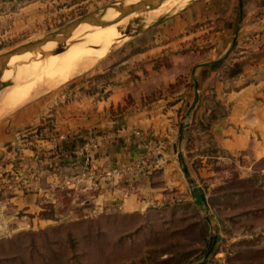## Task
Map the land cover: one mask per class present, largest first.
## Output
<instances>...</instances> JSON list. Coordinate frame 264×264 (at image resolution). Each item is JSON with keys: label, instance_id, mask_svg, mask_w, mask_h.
I'll return each mask as SVG.
<instances>
[{"label": "crops", "instance_id": "crops-1", "mask_svg": "<svg viewBox=\"0 0 264 264\" xmlns=\"http://www.w3.org/2000/svg\"><path fill=\"white\" fill-rule=\"evenodd\" d=\"M132 39L67 103L0 117V240L47 226L69 182L93 215L152 209L181 185L174 155L193 128L202 151L223 148L244 171L264 159V0H197Z\"/></svg>", "mask_w": 264, "mask_h": 264}, {"label": "rangeland", "instance_id": "rangeland-1", "mask_svg": "<svg viewBox=\"0 0 264 264\" xmlns=\"http://www.w3.org/2000/svg\"><path fill=\"white\" fill-rule=\"evenodd\" d=\"M117 1L0 0V55L41 39L77 18ZM189 1L168 0L158 12L159 8L155 12L126 18L128 20H123L117 26L120 38L113 40L92 66L74 72L72 76L67 70L42 72L43 77L39 73L41 68L34 71L37 62L46 65L54 59L49 57L58 55L45 57L38 53L42 57L38 54L25 58L22 56L24 60L10 64L5 73L7 76L12 70L16 78L10 73L4 81L12 80L14 85L21 83L18 72L22 69L21 76L26 78L23 84L35 80L33 85L37 88L34 86L33 95L17 109L36 100L51 102L59 96L67 103L72 95L83 92L100 80L99 77L90 76L98 66H107L104 63L107 56L119 48L122 50L135 45L132 38L136 34H121L135 19L146 22V25L152 24L166 14L179 13ZM111 12L106 13L108 19H111ZM102 29L80 28L68 45H81L84 42L79 39ZM74 40L81 43H72ZM88 44L83 46L90 47ZM54 46L52 50L56 48ZM32 72L35 74L31 76ZM38 77L41 80L43 78L45 83L41 84ZM129 102L126 106L132 105ZM119 110L122 112L123 107ZM49 123L50 127L54 124L51 119ZM181 126L183 128L185 124L181 123ZM193 131L196 134V128ZM195 134L185 146L182 134L179 145L181 152L174 155L183 174L175 194L172 190L170 193L166 191V180L157 179L155 189L167 188L168 198L164 200L161 197V200L153 203L152 209L143 214L108 212L93 215L86 209L88 202L84 201L85 198H78L71 191L73 187L69 182L62 186L64 189L59 193L65 201L59 214L53 207L46 211L43 219L49 222L47 226L23 230L0 240V264H264V159L251 170L244 171L239 167L236 156L225 152L223 148H220L219 156L216 152L202 151V140ZM158 176L161 178L160 174ZM13 242V246L10 245Z\"/></svg>", "mask_w": 264, "mask_h": 264}, {"label": "bare ground", "instance_id": "bare-ground-1", "mask_svg": "<svg viewBox=\"0 0 264 264\" xmlns=\"http://www.w3.org/2000/svg\"><path fill=\"white\" fill-rule=\"evenodd\" d=\"M184 1H187V0H184ZM135 2H137V0H127L126 1V4L127 5H132V4H134ZM182 2V1H181ZM190 2V1H189ZM166 3V2H165ZM164 3V4H165ZM186 4H187V2H186ZM185 4V5H186ZM181 6V5H180ZM184 6V5H183ZM183 8V7H182ZM161 8H159L158 10H157V12L160 10ZM109 11H111V10H109ZM108 11V12H109ZM107 12V13H108ZM153 12V11H152ZM154 12H155V10H154ZM160 14V13H159ZM158 14V15H159ZM110 15H111V20L112 19H114V18H116L117 16H118V12H115V10H112V12L110 13ZM157 15V16H158ZM161 15H162V12H161ZM135 16V15H134ZM133 16V17H134ZM137 16H139V15H137ZM151 16V15H150ZM160 16V15H159ZM158 16V17H159ZM146 17V16H145ZM152 17V16H151ZM154 17V16H153ZM157 17V18H158ZM129 18V17H128ZM130 18H132V17H130ZM129 18V19H130ZM150 18V17H149ZM148 18V20H150ZM104 19H108V17H106L105 16V18ZM126 20H128V19H126ZM157 20V19H156ZM155 21V20H154ZM148 22V21H147ZM146 23V22H145ZM149 23H150V21H149ZM122 23L120 22V23H117V24H115V25H112V26H110V27H107V28H104V29H102L101 31H99V32H96V33H88V35H86L85 37H83V38H81V39H79L81 42H84V43H82L81 45L80 44H70V45H67V47H66V49H64V50H62L61 52H60V54H58V56H55V57H49L50 59H52V58H54L52 61L50 60V62H47V64L46 65H43V64H41V65H39L38 63L39 62H37V64H35V63H33V64H35L36 65V68L35 67H33V69L35 68V70L34 71H37V70H39L40 68H41V70H39L40 72V76L41 77H43L42 75H41V73L43 72H45V73H48V71L50 72V73H58V72H60V71H62V70H64L65 72H66V70L71 74V75H69V73H68V75L69 76H72V74L74 73V72H78V71H81L82 69H84V68H88V66H90L91 64H93L94 63V61L97 59V58H99L101 55H102V52L103 51H106V49L108 48V46H110L109 44H112V41L113 40H115L116 38H120L119 36H120V33H119V31L117 30V26H119V25H121ZM125 25V24H124ZM124 25H123V27H124ZM126 25H129V24H126ZM83 27H87V28H93V29H97V28H99V27H92V26H90V25H88V24H86V25H82L80 28H83ZM80 28H78V30L80 29ZM121 28V27H120ZM124 30H125V27L123 28ZM95 32V31H94ZM122 34V33H121ZM77 39V38H76ZM91 41V43L90 44H88V42H90ZM71 42V41H70ZM70 42H68V44L70 43ZM74 42H76V40H74L72 43H74ZM78 43H81V42H79V41H77ZM76 42V43H77ZM86 43L88 44V45H90V47H84L85 45H86ZM93 43V44H92ZM84 45V46H83ZM54 46V44H51V45H49V47L47 46V47H45V49L44 50H46V51H48L49 52V50L48 49H51L52 47ZM55 47V46H54ZM84 48H85V50H84ZM54 49V48H53ZM52 50V49H51ZM84 50V51H83ZM91 50V51H90ZM83 51V52H82ZM82 52V53H81ZM30 55L31 54H25V55H23L24 56V58L25 57H30ZM39 56H41L42 57V55H40V54H38ZM38 56V58H41V57H39ZM23 59V57L22 56H19V57H14L11 61H10V64H16V63H18V62H20L21 60ZM30 59V58H29ZM45 59H47V58H45ZM24 60V59H23ZM22 60V61H23ZM26 60H28V58H26ZM38 61H39V59H37ZM43 61V60H42ZM29 62V61H28ZM41 62V61H40ZM44 62V61H43ZM42 63V62H41ZM20 65V64H19ZM17 66V67H20V66ZM25 65V64H24ZM34 65V66H35ZM43 66H45V67H43ZM92 66V65H91ZM11 67V66H10ZM29 67V66H28ZM43 67V68H42ZM22 68H23V65H22ZM45 68H47L48 70H46ZM51 68V69H50ZM91 68V67H90ZM12 69V68H11ZM14 70V69H13ZM18 70V69H17ZM21 70V72H23L22 71V69H20ZM26 70V69H25ZM85 70H87V69H85ZM33 71V72H34ZM9 72V71H8ZM16 72V71H15ZM18 72V71H17ZM21 72L19 71L18 72V74H19V76H18V80L21 82V83H16L15 85H14V82L12 81V80H7V81H9V84L6 86V87H3L2 88V90L0 91V117L1 116H3V115H5V114H8V112H10V111H12V110H15V109H17L18 107H20L21 106V104H23V103H25L26 101H28L29 99H30V97L33 95V88H34V86H36V85H33L34 83H35V80L33 81V83H30L32 80H30V78L28 77V79L30 80L29 81V84H23V82L25 81V77L24 76H21ZM31 73L30 75L32 76V74H35V73ZM11 73V74H10ZM39 73L37 72V74L39 75ZM50 73L48 74L49 75V77H50ZM66 73V74H67ZM8 74H10V75H12L13 74V72H12V70L8 73ZM8 74H7V76H6V74L4 75V79H5V76H6V79H8ZM36 74V75H37ZM16 75V74H15ZM47 75V74H46ZM52 75V74H51ZM57 75V74H56ZM74 75V74H73ZM76 75V74H75ZM13 76V75H12ZM35 75H33V77H34ZM39 76V77H40ZM53 76V75H52ZM64 76V75H63ZM11 77V76H10ZM13 77H15V76H13ZM36 78H37V76H35ZM38 77V78H39ZM40 77V78H41ZM66 77V76H65ZM16 78V77H15ZM35 78V79H36ZM39 78V79H40ZM33 79V78H32ZM38 79V81H40ZM51 79V78H50ZM64 79V78H63ZM14 80V79H13ZM37 80V79H36ZM42 80H43V78H42ZM40 81L41 82V84H43V83H45V81L43 80V81ZM38 81H36V82H38ZM48 81V83H49V80H47ZM47 83V82H46ZM41 84H39V82H38V85H41ZM49 85V84H48ZM42 87V86H41ZM45 87V86H44ZM36 88H37V86H36ZM43 88V87H42ZM42 88H40V90L42 89ZM35 90V89H34ZM38 91V90H37Z\"/></svg>", "mask_w": 264, "mask_h": 264}, {"label": "water", "instance_id": "water-1", "mask_svg": "<svg viewBox=\"0 0 264 264\" xmlns=\"http://www.w3.org/2000/svg\"><path fill=\"white\" fill-rule=\"evenodd\" d=\"M127 0H119L115 3L110 4L96 12L83 15L76 20L70 22L69 24L61 27L59 30L49 33L33 42H29L23 45H20L4 54L0 55V91L3 87H6L9 84V81H4V75L10 65V61L14 57L23 56L25 54H38L41 53L43 56H54L60 54L64 49V46L68 41L71 40L72 36L78 31L82 25H90L92 27L107 28L117 23L122 22L128 17L133 15H140L147 12H152L160 8L168 0H137L132 5L126 4ZM197 0H191L186 4L188 6L190 3H193ZM185 6V7H186ZM109 10H115L118 12V16L114 19H104L106 13ZM171 15H164L160 17L155 23L147 24L140 19H135L131 25L126 28V31L122 33L123 36H134L141 32L143 29L155 25L167 19ZM135 25V26H134ZM50 44H55V49L52 51L44 50Z\"/></svg>", "mask_w": 264, "mask_h": 264}, {"label": "trees", "instance_id": "trees-1", "mask_svg": "<svg viewBox=\"0 0 264 264\" xmlns=\"http://www.w3.org/2000/svg\"><path fill=\"white\" fill-rule=\"evenodd\" d=\"M13 244H14V242L12 244L10 243V245H12V246H13Z\"/></svg>", "mask_w": 264, "mask_h": 264}]
</instances>
